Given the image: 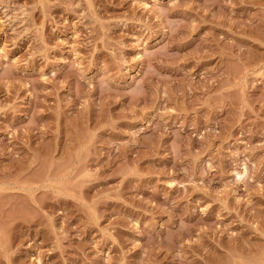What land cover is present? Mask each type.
<instances>
[{"label": "rangeland", "instance_id": "obj_1", "mask_svg": "<svg viewBox=\"0 0 264 264\" xmlns=\"http://www.w3.org/2000/svg\"><path fill=\"white\" fill-rule=\"evenodd\" d=\"M0 264H264V0H0Z\"/></svg>", "mask_w": 264, "mask_h": 264}]
</instances>
